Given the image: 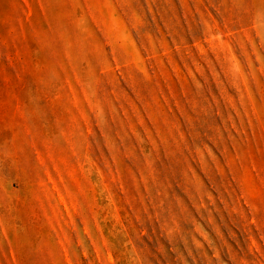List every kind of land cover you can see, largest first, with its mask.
Wrapping results in <instances>:
<instances>
[{
    "label": "rangeland",
    "instance_id": "obj_1",
    "mask_svg": "<svg viewBox=\"0 0 264 264\" xmlns=\"http://www.w3.org/2000/svg\"><path fill=\"white\" fill-rule=\"evenodd\" d=\"M0 264H264V0H0Z\"/></svg>",
    "mask_w": 264,
    "mask_h": 264
}]
</instances>
